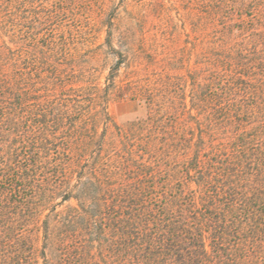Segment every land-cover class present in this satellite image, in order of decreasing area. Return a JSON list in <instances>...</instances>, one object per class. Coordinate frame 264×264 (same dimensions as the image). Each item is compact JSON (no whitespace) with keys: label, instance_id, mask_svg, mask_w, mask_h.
Here are the masks:
<instances>
[{"label":"trees","instance_id":"1","mask_svg":"<svg viewBox=\"0 0 264 264\" xmlns=\"http://www.w3.org/2000/svg\"><path fill=\"white\" fill-rule=\"evenodd\" d=\"M233 3L193 0L181 47L138 15L96 46L58 6L0 29V264H264V19Z\"/></svg>","mask_w":264,"mask_h":264},{"label":"rangeland","instance_id":"2","mask_svg":"<svg viewBox=\"0 0 264 264\" xmlns=\"http://www.w3.org/2000/svg\"><path fill=\"white\" fill-rule=\"evenodd\" d=\"M240 1L243 2V0ZM244 1V4H237V0H234V4L232 0V8L238 10L239 7H242L244 14L236 16V19H245V27L248 31H251V29L263 22L264 0ZM57 6L59 7L57 9H60L61 13L66 12L68 16L65 18L68 19L66 21L67 27L69 26L72 30H75L78 26H81V28H84V31L90 34L91 40L96 46L106 42L108 31L111 29H113L115 35H118L119 30L123 31L124 29L135 27L137 22L131 16L136 18V15L141 19H148L144 21L146 25L145 30H147L145 33L147 35L144 38L145 42H154L155 36L153 34L159 33L156 27L152 30V26L154 25L152 21L159 22L158 19L164 18L172 20V24L174 25L172 33L177 37L179 42L177 47L184 46L187 37L186 33L191 31L192 19L195 12H197L193 0H0V29L4 26L12 27L17 24L20 20V11L26 16L38 17L50 10H56ZM7 9H9V12L15 11L16 18L14 22H10V18L5 19L4 15L8 12ZM25 10H27L26 14ZM258 12L260 13V18L254 17ZM42 27H45V25L40 28ZM149 29H151L152 34L149 33ZM139 35L141 37V32ZM156 35L157 39L155 41L159 45L162 42V37L160 33ZM86 37H88V34ZM1 40H5L2 33ZM156 42L155 45H157ZM102 50L105 53L108 52L106 46L102 47ZM106 57L107 55L103 54L97 62V64L99 63L97 75L102 86L105 85L110 67L114 63L112 62V57H108L105 60ZM193 59L194 57L192 56V61ZM181 72L185 73V70L182 68ZM108 110L114 120L121 125L146 116V109L141 102L126 98L114 99L108 104Z\"/></svg>","mask_w":264,"mask_h":264}]
</instances>
